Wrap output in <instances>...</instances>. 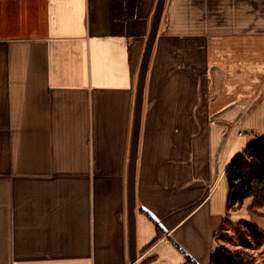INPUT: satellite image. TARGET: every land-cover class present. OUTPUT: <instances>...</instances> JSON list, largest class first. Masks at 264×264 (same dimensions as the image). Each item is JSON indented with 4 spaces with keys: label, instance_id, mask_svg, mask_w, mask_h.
Masks as SVG:
<instances>
[{
    "label": "crops",
    "instance_id": "obj_1",
    "mask_svg": "<svg viewBox=\"0 0 264 264\" xmlns=\"http://www.w3.org/2000/svg\"><path fill=\"white\" fill-rule=\"evenodd\" d=\"M157 0H0V264H129L127 174ZM135 171L140 264H209L229 162L264 137V0H166ZM161 224L156 240L155 221ZM149 217H148V216Z\"/></svg>",
    "mask_w": 264,
    "mask_h": 264
},
{
    "label": "trees",
    "instance_id": "obj_2",
    "mask_svg": "<svg viewBox=\"0 0 264 264\" xmlns=\"http://www.w3.org/2000/svg\"><path fill=\"white\" fill-rule=\"evenodd\" d=\"M224 176L228 186L226 202L228 212L236 207H241L246 200L251 201L249 205L251 210L259 207V205H264V137L257 136L242 149V152L229 162ZM155 225L157 240L162 230L158 224L155 223ZM245 228L259 244L261 235L257 233L256 227L250 223H245ZM217 235L218 233L214 235L215 248L210 256L209 264H255L253 258L247 253L240 250H229L218 245ZM241 245L245 247L248 244L242 240ZM149 262L147 260L140 264H148ZM185 264L194 263L187 259Z\"/></svg>",
    "mask_w": 264,
    "mask_h": 264
},
{
    "label": "water",
    "instance_id": "obj_3",
    "mask_svg": "<svg viewBox=\"0 0 264 264\" xmlns=\"http://www.w3.org/2000/svg\"><path fill=\"white\" fill-rule=\"evenodd\" d=\"M166 0H157L156 4L154 6V14L151 22V27L149 29L147 40L144 45L143 49V55L140 61L139 65V72L137 77V87H136V98H135V104H134V117H133V129L131 133V144H130V159H129V165H128V174H127V225H128V253H129V264H135L136 262V245H135V196H134V190H135V171H136V160H137V145H138V136H139V130H140V119H141V106L143 102V90L145 85V76L146 72L148 70V63L151 57V51L154 45L155 36L159 29V23L163 14V7ZM144 212H146L153 221L158 224L155 217L148 211L142 209ZM158 226L165 232V229H163L161 224H158ZM171 241V243L179 250L181 251L184 256L192 261L194 264H197L183 249L171 238L168 237Z\"/></svg>",
    "mask_w": 264,
    "mask_h": 264
},
{
    "label": "rangeland",
    "instance_id": "obj_4",
    "mask_svg": "<svg viewBox=\"0 0 264 264\" xmlns=\"http://www.w3.org/2000/svg\"><path fill=\"white\" fill-rule=\"evenodd\" d=\"M250 203V200H246L241 207H236L227 213L221 229L217 232V244L229 250L245 252L253 258L255 264H264V205L251 210ZM245 223L256 227L257 233L261 235L259 244L249 235ZM242 240L248 245L242 246Z\"/></svg>",
    "mask_w": 264,
    "mask_h": 264
}]
</instances>
